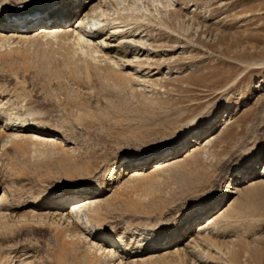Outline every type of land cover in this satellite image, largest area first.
I'll use <instances>...</instances> for the list:
<instances>
[{
  "label": "rangeland",
  "instance_id": "obj_1",
  "mask_svg": "<svg viewBox=\"0 0 264 264\" xmlns=\"http://www.w3.org/2000/svg\"><path fill=\"white\" fill-rule=\"evenodd\" d=\"M1 1L3 6L14 2ZM103 10L102 21L95 15L102 24L105 19L109 26L126 21L139 29L134 38L139 43L127 44L125 53L133 57V46L144 49V62L138 65L146 74L144 82L135 87L124 77L121 89L99 72L108 63L86 71L78 57L77 68L74 63L68 68L47 65L34 56L39 42L28 43L32 49L10 62H0V130L10 123L16 132L38 130L60 141L56 147L28 141L14 146L1 139L0 189L17 190L27 206L51 188L107 180L111 197L101 218L94 217L88 226L80 219L79 225L89 235L97 227L130 230L131 242L145 245L157 225L181 232L184 214L198 203L219 199L213 213L232 200L230 221L205 234L215 248L203 244L201 255L180 253L158 263L264 264V178L259 177L264 168V0H110ZM110 57L116 75L138 73L124 69L118 53ZM187 129H192L197 153L185 157L179 144L165 154L173 153L176 164L120 186L117 174L128 158L164 147ZM245 171L252 177L244 178ZM197 217H192L191 230L199 224ZM204 217L200 214V222ZM30 220L35 224L22 223L0 237V258L9 247L32 252V264H62L61 238L53 226L42 217ZM69 249L74 252L65 264L85 246Z\"/></svg>",
  "mask_w": 264,
  "mask_h": 264
},
{
  "label": "bare ground",
  "instance_id": "obj_2",
  "mask_svg": "<svg viewBox=\"0 0 264 264\" xmlns=\"http://www.w3.org/2000/svg\"><path fill=\"white\" fill-rule=\"evenodd\" d=\"M109 2L110 0H31L30 2L26 0H14L13 3L3 6V2L1 1L0 62H10L13 59L12 56L17 57L19 53L21 54L23 51L28 52L32 49H28V43L35 45L34 43L39 42L35 45L38 47L33 49L35 52L34 56L38 60L45 61L47 65L56 64V67L68 68L70 67L69 65L75 62V57H78L83 60L82 65L84 64V69L88 70L90 67L95 68L99 62L100 64L104 62L105 65L108 63V65H106L108 67H106L105 70H99V72L106 74L108 78L112 77L121 89L126 87H124L125 83H127L124 77H128V82L130 84H133L135 87L139 86L144 82L143 74L145 73H140V66H138L144 62V49L142 46H133L136 50V54L133 57H129L125 53L127 44H136L134 38L138 37L137 31L139 29L136 26H134L136 29L130 28L132 23L129 24L127 22L126 24L125 19L124 25L119 23L110 24L109 26V22L108 24H104L107 19H105L102 24L100 20L102 21L103 17L106 18L103 8L105 9ZM96 14H100V20H96ZM13 17H17V19L13 20ZM28 17H32L33 19H29ZM126 18L128 21V18H131V16ZM130 20L132 21V18ZM115 22L113 20L112 23ZM89 23L92 24L90 25ZM88 24L89 30L87 32L84 28H86ZM137 42L139 43V41ZM97 45L101 47H97ZM113 52H115V55L118 53L124 69L131 68L134 72H138L136 73L137 75L129 73L123 77L116 75L114 73V66H112L114 64L110 57V54ZM141 52L142 54L140 55ZM78 62L79 61H77V63ZM77 63H74V65ZM74 65H72L73 71H75L74 68L78 66L76 65L74 67ZM80 65L81 63H79V71L81 68ZM142 68L143 67H141V69ZM77 72L78 70L76 73ZM127 87L129 86L127 85ZM211 121L209 120V122ZM2 130L8 133L3 136L0 134V140L5 139L9 143H13L14 146L15 142L18 141H28L32 143V145L46 147H56L60 144L59 139L51 136L52 134L47 135L45 132L27 128H22L21 133L16 132L15 129L13 130L10 123L2 125L0 133H3ZM191 130L187 129L181 132L174 140L164 147L150 150L136 157L128 158V160L119 167V170H121L117 174V180H119L118 183L120 186H124L128 182L130 183V181H138L141 178L143 179V177L146 179V176H153V174L156 176V172L160 171L162 168L172 166L173 163L176 162V160H174L175 158L172 159L174 154L172 153L171 156L165 154H167L169 150L176 149L179 144L182 145L181 148H185L183 150L185 152V157L193 153L195 154L196 148L193 147H197L198 145H194L197 143L192 139L193 135L191 134ZM192 145L194 146L192 147ZM161 157H163V159ZM242 173L244 178L252 177L253 175L251 171ZM259 173V177L263 179L264 168ZM108 178L111 179L112 174H110ZM106 181L107 180H104L103 183H100L98 180H88L79 186H71L65 189L51 188L46 193L41 192L35 198L32 197V202L29 201L30 204H27V206L20 201L16 193L17 190L14 192L3 187L0 189V237H3V234H5L9 228H14L17 225L21 226L22 223L26 225L35 224L30 220L32 217H42L43 220L41 221L50 223L55 233L61 238L59 241L61 244L59 258L62 259V264H65L68 258L67 256L74 252L69 248H73L77 243H84L85 250L77 257L71 258L67 264H136L138 262L140 264H159L158 261L160 262L164 257L171 255L175 257L179 256L180 253H187L190 256L201 255L199 247L200 245L203 246V244H209L207 247L209 246L210 248L211 246L212 249L213 247L215 248V241L212 242L210 240L211 238L207 239L205 234L206 232H216L220 224L223 225L225 220L230 221V207L235 202L229 200L226 202L228 204L227 207L224 209H222L223 207L219 210L217 209L216 212L213 211V213L211 211L212 209L215 210L216 202H218L219 199L214 200L212 198L213 200L200 202L189 212L184 214V221H182V223L179 221L181 223L179 226V228L182 229L181 232H178V227H174L173 225H157L151 229L153 238L150 244L145 245L143 241L140 242V240L131 242L132 239L130 240L129 238L132 236V231L130 230L127 233H119L114 229L97 227V232L94 235H89V233H86V230L79 225L80 219L85 220L88 226L91 225L90 223L93 221L94 217L97 216L96 218H101V210L107 206L105 204H107L111 197V195L107 194L109 192V183ZM111 181L115 180L112 178ZM237 191L238 189L235 192ZM22 207H30L31 209L16 215L15 210ZM191 211H196V213L192 215ZM200 214L205 215L201 222L199 218ZM195 215H198L196 222H199V224L191 230L190 222ZM35 221L37 222V219ZM228 223L226 225H228ZM16 228H18V226ZM53 236L55 235L53 234ZM181 238L184 241L181 242ZM56 239L57 241L59 240L58 238ZM180 242L184 243V245L182 244L183 247H178ZM6 251L3 255L4 258H2L3 256L0 258V264H32V259L34 258L32 252H25V250L24 252H20L18 249H9V247ZM207 253L208 252H206L205 256L209 257ZM2 254L3 253H0V256ZM202 255L204 256V254ZM201 260L204 261L203 259ZM207 261H209V259Z\"/></svg>",
  "mask_w": 264,
  "mask_h": 264
}]
</instances>
